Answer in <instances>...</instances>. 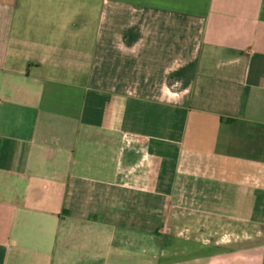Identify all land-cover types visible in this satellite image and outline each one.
Wrapping results in <instances>:
<instances>
[{"label":"crops","instance_id":"1","mask_svg":"<svg viewBox=\"0 0 264 264\" xmlns=\"http://www.w3.org/2000/svg\"><path fill=\"white\" fill-rule=\"evenodd\" d=\"M0 264H264V0H0Z\"/></svg>","mask_w":264,"mask_h":264},{"label":"rangeland","instance_id":"2","mask_svg":"<svg viewBox=\"0 0 264 264\" xmlns=\"http://www.w3.org/2000/svg\"><path fill=\"white\" fill-rule=\"evenodd\" d=\"M174 97V94H171V98H173Z\"/></svg>","mask_w":264,"mask_h":264}]
</instances>
